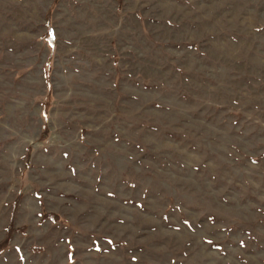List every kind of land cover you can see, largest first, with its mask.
I'll use <instances>...</instances> for the list:
<instances>
[{
  "label": "rangeland",
  "instance_id": "obj_1",
  "mask_svg": "<svg viewBox=\"0 0 264 264\" xmlns=\"http://www.w3.org/2000/svg\"><path fill=\"white\" fill-rule=\"evenodd\" d=\"M12 218L0 264H264V0H0Z\"/></svg>",
  "mask_w": 264,
  "mask_h": 264
},
{
  "label": "trees",
  "instance_id": "obj_2",
  "mask_svg": "<svg viewBox=\"0 0 264 264\" xmlns=\"http://www.w3.org/2000/svg\"><path fill=\"white\" fill-rule=\"evenodd\" d=\"M42 111L45 112V114H46V105L43 106V110ZM46 137H47V129L44 128V130H42V132H41V139L44 140ZM17 205H18V200H16L15 203H14V213H13V215L16 212ZM44 217L54 220V216L52 214H49V213H45ZM12 233H13V218L11 219V222H10V224H9L7 230H6V239L4 241L0 242V252L4 248L7 247L9 237L11 236Z\"/></svg>",
  "mask_w": 264,
  "mask_h": 264
}]
</instances>
